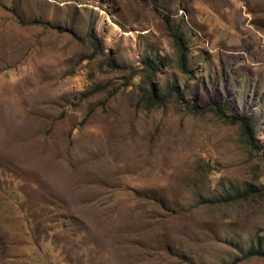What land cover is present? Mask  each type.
<instances>
[{
	"label": "rangeland",
	"instance_id": "obj_1",
	"mask_svg": "<svg viewBox=\"0 0 264 264\" xmlns=\"http://www.w3.org/2000/svg\"><path fill=\"white\" fill-rule=\"evenodd\" d=\"M258 245L264 0H0V264H264Z\"/></svg>",
	"mask_w": 264,
	"mask_h": 264
},
{
	"label": "trees",
	"instance_id": "obj_2",
	"mask_svg": "<svg viewBox=\"0 0 264 264\" xmlns=\"http://www.w3.org/2000/svg\"><path fill=\"white\" fill-rule=\"evenodd\" d=\"M168 32L173 40V45L177 51L178 68L183 73L193 74L194 71L191 69H188L187 64H185L186 58H187V50H186L187 45H186L185 38L183 37L182 34H176L170 31L169 28H168ZM142 62L145 68L150 69V70H156L160 64L162 65V62L157 61L151 56L144 57L142 59ZM170 93L177 94V87L171 81L164 80L159 85H155L151 83L150 91L147 93L146 97L144 98L145 106L147 108H150L152 106L157 105L158 102L161 101L164 96ZM185 105L187 106V103ZM210 110L213 111L214 114H216V116L221 117V118H226V120L230 123H237L240 129V133L245 138V141L249 144H252L251 142L253 138V130H254V125H255L253 121L247 122L241 117H234L226 113L223 107L221 108L211 107ZM245 254L246 256L264 255V249H262V247H260L259 245L256 247H249L246 249Z\"/></svg>",
	"mask_w": 264,
	"mask_h": 264
}]
</instances>
